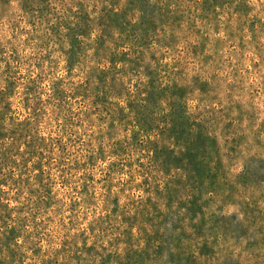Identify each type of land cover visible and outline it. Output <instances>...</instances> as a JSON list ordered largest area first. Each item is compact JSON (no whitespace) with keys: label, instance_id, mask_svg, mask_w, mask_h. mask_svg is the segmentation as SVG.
I'll use <instances>...</instances> for the list:
<instances>
[{"label":"rangeland","instance_id":"374dc122","mask_svg":"<svg viewBox=\"0 0 264 264\" xmlns=\"http://www.w3.org/2000/svg\"><path fill=\"white\" fill-rule=\"evenodd\" d=\"M126 249L264 264V0H0V264Z\"/></svg>","mask_w":264,"mask_h":264},{"label":"trees","instance_id":"16d2710c","mask_svg":"<svg viewBox=\"0 0 264 264\" xmlns=\"http://www.w3.org/2000/svg\"><path fill=\"white\" fill-rule=\"evenodd\" d=\"M135 117H136V118H134L135 121H133L134 125L132 124L131 134L134 135L135 137H147V136H149L148 139H150V133H153V131L150 128L149 122H147L146 120H141V118L139 119V118H137V116H135ZM169 125H170V129H167V126H169ZM172 127H174L173 122H169L166 124L165 128L160 133H162L164 131L173 133L174 130ZM159 134H157L158 137H160ZM151 146H153V150H155L153 158L160 160V161L164 160L163 154H161V152H159L158 150L156 151V147L154 146V142L151 143ZM161 165L166 166L167 164L162 163ZM123 219H125V218H123ZM123 221H125V220H123ZM130 256H131L130 251L127 249L123 250L121 254H116V252L114 250V252H110V254L105 259H103L101 264H131Z\"/></svg>","mask_w":264,"mask_h":264}]
</instances>
